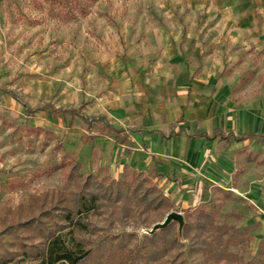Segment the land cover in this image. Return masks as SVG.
Segmentation results:
<instances>
[{"label":"rangeland","instance_id":"1","mask_svg":"<svg viewBox=\"0 0 264 264\" xmlns=\"http://www.w3.org/2000/svg\"><path fill=\"white\" fill-rule=\"evenodd\" d=\"M85 1L86 11L74 8ZM224 31L237 39L233 48L239 52L233 63L216 73L224 79L220 86L200 91L218 96L210 107L218 112L216 125L225 130L218 131L220 135L230 131L239 135L244 130L264 134V0H0V252L11 264H50L49 241L44 236L24 229L2 231L41 209H53L58 199H68L76 189L67 179L68 167L50 174L44 167L78 159L84 174L93 172L109 182L114 178L109 172L110 137L128 145L139 143L131 132L130 138L122 140L123 134L117 137L97 126L93 131L108 139L98 156L96 139L86 138L89 129L80 116L53 114L48 108L30 112L25 103L78 107L87 101L86 112L105 113L116 126L135 127L142 116L153 114L156 120V115L173 118L177 130L193 132L197 123L186 122L180 108L188 87L182 83V65H202L206 50L200 53L195 48L197 38ZM198 74L195 71L193 76ZM141 102L145 110L137 113L134 107ZM32 127L41 130L37 133ZM210 143L213 152L233 157L232 179L223 184L231 198L214 184L208 187L210 206L216 205L218 222L234 224L244 237L230 250L257 262L258 248L264 247V141L254 138L237 144L214 139ZM248 153L257 160L249 161ZM233 186L251 189L249 194L259 197L261 204L229 188ZM172 200L170 208H138L123 222L109 212H89L87 219L97 230L66 228L58 233L59 247L80 254L89 247L94 252L100 243L120 242L134 248L128 264H143L144 234L151 233L171 210L184 213L187 209L180 210ZM127 233L133 234L130 240L121 238ZM183 249L189 264H200L202 254L190 255L187 245ZM169 260L166 257L162 263ZM78 264H98L97 256H86Z\"/></svg>","mask_w":264,"mask_h":264},{"label":"trees","instance_id":"2","mask_svg":"<svg viewBox=\"0 0 264 264\" xmlns=\"http://www.w3.org/2000/svg\"><path fill=\"white\" fill-rule=\"evenodd\" d=\"M85 2H79L74 8H79L83 12L86 11L88 1ZM71 16L74 17L75 15ZM8 91L15 98L21 100L18 93L12 90ZM87 103V101H82L78 107L57 106L52 102H47L38 107H30L28 103L25 105L30 112L48 108L53 114L68 112L73 116H80L85 122L86 128L89 129L86 138H94L100 134L98 131H93L94 127L97 126L101 127L103 132L114 131L117 137L126 130L135 131L137 129V127H117L105 114L86 112L84 106ZM31 129L38 133L41 127H32ZM160 133L164 137L167 136L162 131ZM175 133H179V131L173 129L168 136ZM219 134L215 132L214 135L210 136L206 131H200L192 135L213 138ZM256 135H258L257 132H244L240 135L230 132V134L223 133L220 136L226 140L231 137L236 140H244ZM125 139L123 136L122 140ZM63 167H68L67 179L76 185V189L71 192L70 197L68 199L66 197L60 198L53 205V209H41L37 214L11 223L2 231V234H10L18 229H24L35 231L44 236L49 241L47 262L50 264H56L58 261L78 264L82 258L91 254H96L98 264H128L132 261L134 248L128 247L126 244L120 242L100 243L92 253V248L89 247L82 253L75 254L72 249L65 245L59 247L60 235L58 233L69 227L90 230L91 232L97 230L98 227L87 219L86 214L89 212H109L117 221L123 222L129 216H133L138 208L159 210L170 208L174 204L171 197L152 182L150 177L142 171L129 174L128 166L125 167V174L122 177L112 178L109 182L99 179L93 172L84 174L81 171L82 162L73 158L70 161L62 160L60 163L46 166L44 172L50 174ZM222 191L224 197L230 198L228 192ZM183 215L185 221L181 228L177 220H172L166 226L144 234L140 252L143 264H163L162 260L166 257H169L170 260L165 264H189L183 249L185 245H187L190 255L198 253L203 255L200 264L222 260H232L238 264H262L263 247L258 249L257 262L251 259L247 260L243 255L230 250L231 244L244 241V237L234 224L217 221L216 205L211 207L209 200L203 201L195 207L187 208ZM132 236V233H127L121 238L127 237L130 240ZM184 240H187L188 243L185 244ZM0 264H11L8 257L1 252Z\"/></svg>","mask_w":264,"mask_h":264},{"label":"crops","instance_id":"3","mask_svg":"<svg viewBox=\"0 0 264 264\" xmlns=\"http://www.w3.org/2000/svg\"><path fill=\"white\" fill-rule=\"evenodd\" d=\"M193 35L200 36L198 34ZM214 36L212 37L210 32L209 37L202 40L199 37L195 42V48L200 50V53L206 50L204 57L206 61L203 59L202 65L191 64V66H188L184 63L181 69L183 72L182 83L188 87L186 97L181 99L180 108L182 107L185 112L186 122L195 120L194 122L197 123L198 129L193 132H185L184 128L177 130V127L173 125L175 123L173 118L167 119L166 116L156 115L159 118V120H156V117L153 118L152 114L149 118L142 116L143 119L137 122L138 125L135 126L137 127L135 131L126 130L122 132L123 135L121 134L126 136V138H130L129 132H131L135 134L133 139L139 143L128 145L111 137L110 139L113 143L109 141L113 150L109 161V172L112 177H120L126 166L145 172L168 196L176 201V207L180 210L195 207L203 201H208L210 199L208 198L209 186L216 184L222 188L221 190H230L223 184L228 183L232 179L231 163L233 157L232 155L231 158L225 157V154H220L217 150L213 152V145L210 141L218 139L231 143L234 140L237 144L254 138L264 141V134L256 130L242 131L240 134L244 132L258 133V135L244 140H236L234 137L226 140L221 138L220 134L213 138L192 135L195 132L206 131L212 136L220 130L225 131L223 127L216 125L215 116L218 112L210 107L218 98L216 92L212 93L210 91L205 94L200 89H210L214 84H216L215 86H220L224 79L217 75L218 72L221 71L225 64L233 63V58L237 56L239 50L233 48V45L236 44L233 40L237 39L233 38L231 33L224 31ZM224 39L226 41H223ZM215 40L220 43L215 45ZM195 71H198V76H193ZM134 108L137 113L144 112L145 105L142 102L137 103ZM186 122L183 123L185 126ZM210 122L213 123V127L215 126L213 134L210 133ZM117 127L127 128L130 126ZM173 129L179 131V133L168 136ZM160 131L167 136H162ZM230 132L238 135L234 131ZM102 135L99 134L91 138L96 139L95 154L98 156L102 154L103 143L105 141L108 142V139ZM227 154H230V152ZM246 157L249 161L257 160L256 156H250L249 153ZM104 166H107V163ZM229 188L239 189L244 198L261 204L259 197L255 198L249 194V191H252L251 189H241L238 186ZM226 192L230 194L231 198L232 193ZM261 260L262 264H264L263 256Z\"/></svg>","mask_w":264,"mask_h":264},{"label":"water","instance_id":"4","mask_svg":"<svg viewBox=\"0 0 264 264\" xmlns=\"http://www.w3.org/2000/svg\"><path fill=\"white\" fill-rule=\"evenodd\" d=\"M172 220H177L179 222V227L181 228L185 221V218L181 211L171 210L170 212L167 213V215L162 221L156 222L153 225L151 232L155 231L156 229L166 226Z\"/></svg>","mask_w":264,"mask_h":264}]
</instances>
